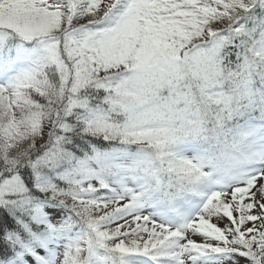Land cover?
<instances>
[{
  "label": "snow or ice",
  "instance_id": "obj_1",
  "mask_svg": "<svg viewBox=\"0 0 264 264\" xmlns=\"http://www.w3.org/2000/svg\"><path fill=\"white\" fill-rule=\"evenodd\" d=\"M0 264H264V0H0Z\"/></svg>",
  "mask_w": 264,
  "mask_h": 264
}]
</instances>
